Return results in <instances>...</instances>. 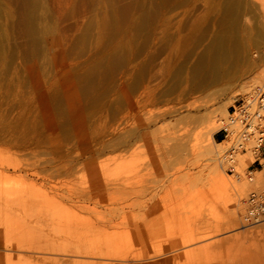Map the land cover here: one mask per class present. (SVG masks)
Listing matches in <instances>:
<instances>
[{"label":"rangeland","instance_id":"1","mask_svg":"<svg viewBox=\"0 0 264 264\" xmlns=\"http://www.w3.org/2000/svg\"><path fill=\"white\" fill-rule=\"evenodd\" d=\"M262 82L264 0H0V264H264L202 156Z\"/></svg>","mask_w":264,"mask_h":264},{"label":"built area","instance_id":"2","mask_svg":"<svg viewBox=\"0 0 264 264\" xmlns=\"http://www.w3.org/2000/svg\"><path fill=\"white\" fill-rule=\"evenodd\" d=\"M218 131L227 147L223 152L227 171L239 176L238 158L251 152L254 160L248 166L247 177L254 181L256 172L264 169V82L233 99ZM244 203L243 219L247 224L264 221V186L253 189Z\"/></svg>","mask_w":264,"mask_h":264},{"label":"bare ground","instance_id":"3","mask_svg":"<svg viewBox=\"0 0 264 264\" xmlns=\"http://www.w3.org/2000/svg\"><path fill=\"white\" fill-rule=\"evenodd\" d=\"M248 88V87H247ZM246 90V89H245ZM225 111L227 112V110L225 109ZM224 111V112H225ZM225 112V113H226ZM228 113V112H227ZM221 121V120H220ZM219 123H221V122H219ZM216 125V124H215ZM214 126V125H213ZM221 126V125H220ZM219 126V127H220ZM212 129V128H211ZM210 129V130H211ZM215 130L216 129H218V127L217 128H214ZM213 129V130H214ZM213 130L211 131V136H210V143H211V145H209V148L208 149H205L206 151H204L203 153H202V156H204V158H205V160H207V161H210V162H215L217 165V167H222L223 168V164H224V160H225V163H226V159H225V157H222V155L220 154V151L218 150V146H222V144H225L223 141L222 142H217L215 139H214V137H213V134H212V132H213ZM223 158H224V160H223ZM260 174H261V172H259ZM263 175V174H262ZM228 185V182L226 181V180H223L222 182H221V186H222V188H223V190H226V186ZM237 189V188H236ZM248 197V196H247ZM246 198V197H245ZM82 199V198H81ZM264 222V221H263ZM75 248V247H74ZM77 248H80V247H78L77 246ZM81 249V248H80ZM77 250V249H76ZM84 250V249H83ZM90 250V249H89ZM82 251V250H81ZM92 251V250H91ZM99 251V250H98ZM102 251V250H101ZM100 251V252H101ZM83 252V251H82ZM81 252V253H82ZM86 252V251H85ZM99 252V253H100ZM98 253V252H97ZM105 253V252H104ZM149 253V252H148ZM84 254H86V253H84ZM87 254H93V251L90 253V252H88ZM102 254V253H101ZM150 254H152L151 252L148 254V255H150ZM105 255H106V253H105ZM121 255H123V254H121ZM124 256V255H123ZM142 256V255H141Z\"/></svg>","mask_w":264,"mask_h":264},{"label":"trees","instance_id":"4","mask_svg":"<svg viewBox=\"0 0 264 264\" xmlns=\"http://www.w3.org/2000/svg\"><path fill=\"white\" fill-rule=\"evenodd\" d=\"M218 139H219V140H222V137H220V136H219V138H218Z\"/></svg>","mask_w":264,"mask_h":264}]
</instances>
